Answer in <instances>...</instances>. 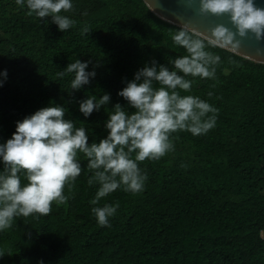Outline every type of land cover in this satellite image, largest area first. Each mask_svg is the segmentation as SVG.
Returning <instances> with one entry per match:
<instances>
[{"label": "trees", "instance_id": "1", "mask_svg": "<svg viewBox=\"0 0 264 264\" xmlns=\"http://www.w3.org/2000/svg\"><path fill=\"white\" fill-rule=\"evenodd\" d=\"M73 5L61 14L76 24L61 32L51 17L40 20L15 0H0V71L7 70L0 143L11 138L17 121L49 104L67 108L65 118L86 128L89 143L99 142L116 103L135 111L117 93L140 68L153 61L171 67L169 58L187 55L172 40L181 27L144 0ZM84 26L90 32L81 35ZM209 50L221 57L216 78L189 76L192 91L181 94L217 108L216 126L200 136L173 133L174 151L138 162L148 177L144 189L121 187L100 201L118 206L110 226H100L92 214L99 184H89L94 170L79 154L82 172L71 189L65 185L64 204L53 202L47 216L17 217L0 232L6 253L0 264H264V63L222 47ZM78 58L96 76L71 90L74 74L57 73ZM104 92L109 104L84 117L79 101ZM27 182L22 176L21 184Z\"/></svg>", "mask_w": 264, "mask_h": 264}, {"label": "clouds", "instance_id": "2", "mask_svg": "<svg viewBox=\"0 0 264 264\" xmlns=\"http://www.w3.org/2000/svg\"><path fill=\"white\" fill-rule=\"evenodd\" d=\"M15 3L26 7L29 16L35 15L40 20L51 17L61 32L76 24L74 19L61 14L73 9V0H15ZM200 11L229 14L236 31L217 24L211 29V35L205 37L194 28H179L172 40L187 55L169 58L171 67L153 61L150 66L140 68L117 93L135 111L129 112L116 103L104 123L107 135L99 142L89 143L86 128L76 127L72 119L65 118L68 109L62 105L49 104L16 122L11 138L0 143V163L3 164L0 169V232L11 228L17 217L47 216L53 202L64 204L68 199L64 194L65 185L71 189L82 172L78 158L81 153L87 158V168L94 170L89 184H99L90 200L94 206L92 214L100 226H110V218L116 214L118 206H100V201L121 187L132 193L144 189L148 177L138 162L159 160L174 151L170 138L173 133L187 131L200 136L216 126L217 108L197 95L181 94L192 91L193 80L187 77L216 78L221 57L210 48L238 50L237 35L244 37L249 32L254 33L257 40L264 39V7L257 6L255 0H200ZM89 32L84 26L81 35ZM88 65V61L78 58L57 75L74 74L70 88L80 90L96 76L95 70H88ZM6 79L5 69L0 71V86ZM110 100L107 92L99 98L87 96L79 101V111L87 118ZM22 176L28 181L23 185ZM5 254L0 250V257Z\"/></svg>", "mask_w": 264, "mask_h": 264}, {"label": "water", "instance_id": "3", "mask_svg": "<svg viewBox=\"0 0 264 264\" xmlns=\"http://www.w3.org/2000/svg\"><path fill=\"white\" fill-rule=\"evenodd\" d=\"M148 7L163 20L177 26L194 28L205 37L211 35V29L217 24H223L232 31H236L230 15L227 13L216 15L210 12L200 11V0H144ZM257 6L264 7V0H255ZM238 50L228 49L247 59L264 63V39L257 40L254 33L249 32L240 37Z\"/></svg>", "mask_w": 264, "mask_h": 264}]
</instances>
